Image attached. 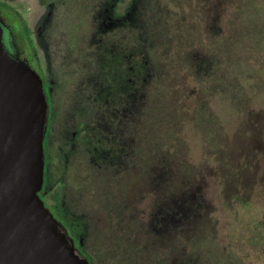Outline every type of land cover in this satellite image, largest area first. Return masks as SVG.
Listing matches in <instances>:
<instances>
[{"label":"rangeland","instance_id":"374dc122","mask_svg":"<svg viewBox=\"0 0 264 264\" xmlns=\"http://www.w3.org/2000/svg\"><path fill=\"white\" fill-rule=\"evenodd\" d=\"M5 1L56 82L44 199L75 252L89 264H264V0H140L136 29L106 31L104 44V0H66L44 38L45 0ZM120 63L131 71L128 86L117 79L128 100L109 128L118 104L92 86L102 71L120 75ZM153 66L165 74L144 97ZM112 129L117 143L105 137Z\"/></svg>","mask_w":264,"mask_h":264},{"label":"water","instance_id":"95a60500","mask_svg":"<svg viewBox=\"0 0 264 264\" xmlns=\"http://www.w3.org/2000/svg\"><path fill=\"white\" fill-rule=\"evenodd\" d=\"M3 32L0 22V264H89L39 195L48 103L41 77Z\"/></svg>","mask_w":264,"mask_h":264},{"label":"flooded vegetation","instance_id":"af4514ba","mask_svg":"<svg viewBox=\"0 0 264 264\" xmlns=\"http://www.w3.org/2000/svg\"><path fill=\"white\" fill-rule=\"evenodd\" d=\"M65 1L66 0H53V1L52 0H50V1L45 0V2H46L45 9H46V7L48 9L45 11L44 18L41 21L40 25L38 26V29L36 30L37 36H40L43 38H44V35L47 37H51V32L52 31L54 32L55 28H56V21L57 20L55 21V18L58 19L63 13V12H61L59 5L65 3ZM120 1L121 0H104L103 2H101V4L98 5L95 18H96L98 25H100V28L102 29L101 30L102 34L101 33L98 34L101 37L96 38L95 41L97 40V41L101 42L102 44H104L102 37L106 31H109L111 29H113L112 31H115L116 29H120L121 27H124V26H126L127 28H129L131 30L136 29L135 23H134V18L136 15L139 16V13L137 11L136 6L140 0H127V6H126L125 10L123 12H118L116 10V6ZM66 9H67V6L64 5V10H66ZM50 17H51V26H50V22H48L49 24L48 23L46 24V20ZM52 18H54L53 21H52ZM0 22L4 28L3 36H4V40L6 41V44L8 46L9 51L14 52L21 60H23L26 64H28L27 58L22 57V52L24 51L23 45L27 44L31 50V53L39 61V68H40L41 73L38 72V70H36V68H33V69L39 74V76L41 77L42 82H43L44 93H45L46 99L48 101L47 121H49V119L51 118V115H52L51 114V108H52V103H53L52 102L53 101V99H52L53 87H54V84L56 82H54V79L50 80V78H47L45 75H43L42 68H41V61H40V58H39V56L35 50L34 39L32 36L33 34L30 32L27 21H26L25 17L18 10H16L10 3L6 2L5 0H0ZM102 25H104V28L102 27ZM93 36H94V33H92V37ZM56 39L57 38H55V40ZM59 39H61L62 41H67V39H64L62 37ZM102 44L100 45V47H98L100 51L102 50L101 49ZM16 48L18 50L17 52H16ZM113 55H115V53ZM147 56H148V54H147ZM120 66H122V63H120L119 67L115 66V69L119 68V71L122 72L120 75H118V76L109 75L110 73H112V71H110V70L102 71L101 79L99 81L93 83V86H92V87H95V86L97 87V90H98L97 93L100 96L99 98H100V100L101 99L104 100V103L108 104L111 102L114 104L116 101L118 104L116 107L114 106V108L111 111H108V113H107V116H109V114H111V119H110L112 122L111 125L106 123L109 125V128L111 126H113V128H114V124L119 123V122L114 123V121H115L114 118H117V120L120 121V117H121L120 114L121 115L124 114L123 113L124 108L120 107V104L122 105L124 103V100L125 101L128 100L127 96L121 94V91H124L127 87L120 88L119 83L117 84V79H121L124 82L123 84H126L128 86L130 83V78H131L130 72L131 71H128V72H127V70L123 71V68ZM156 72H157V69H155V67H154L150 78L145 81V84L143 85V87L140 84L142 89H143L144 97H145V92H146L144 90H147V87L151 85L152 76H155ZM127 75H130V77H128ZM81 78H82V75H81ZM86 80L87 81H85V80L83 81L80 79L79 81L81 84L90 82L89 78H87ZM86 86H88V85L86 84ZM94 99H97V97H95ZM106 110H109V109H106ZM102 120L103 119H101L99 121L102 122ZM112 132L114 135L117 133L114 129H112L111 132L108 131L107 133H105V137L109 142L115 143L116 141L114 139V135H112ZM75 133H76V131L71 132L72 135H75ZM47 137H48V134H47V129H46L44 142H43V145H44V161H45L44 176H43L42 188L39 191V195H40L41 199L43 200L45 206L49 209V206L46 205V202L44 199L46 196V190L48 187V180L51 176L50 175L51 174L50 168L52 165V162L50 160V156L48 154ZM66 138L68 139L67 136H66ZM72 143H74V142H72ZM95 149L97 151L96 146H95ZM102 149L105 150L103 146H102ZM107 152L108 151L102 152L99 154H101L102 157H104V158H108ZM50 211L54 215V212L52 210H50ZM54 217H55V215H54ZM59 223L60 224L58 226V230L59 231L62 230L60 232L63 233L67 237V239H70V238L73 239L74 248L76 249L77 246H76L75 239L73 237H71L72 235L69 233L68 228H66V225L62 221H59Z\"/></svg>","mask_w":264,"mask_h":264},{"label":"trees","instance_id":"16d2710c","mask_svg":"<svg viewBox=\"0 0 264 264\" xmlns=\"http://www.w3.org/2000/svg\"><path fill=\"white\" fill-rule=\"evenodd\" d=\"M158 72H159V74H158ZM156 74H158L159 75V77H158V79H160L164 74H165V70H163L162 68H158L157 69V72H156ZM155 89H156V87H155ZM264 104V103H263ZM169 105V104H168ZM193 106H196L194 103H193ZM189 107H190V104H189ZM170 109H171V107H170ZM170 109L168 110V113H169V111H170ZM262 117V121H264V116L263 115H261ZM242 117H240V119H241ZM77 249V248H76ZM79 256H81V257H83L80 253H77ZM83 258H86L87 259V257H83ZM88 260V259H87ZM89 262V261H88Z\"/></svg>","mask_w":264,"mask_h":264}]
</instances>
